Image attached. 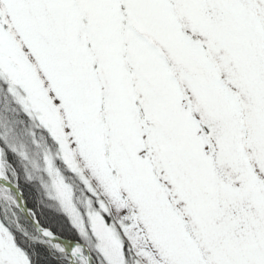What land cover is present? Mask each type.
Returning a JSON list of instances; mask_svg holds the SVG:
<instances>
[{
	"label": "snow or ice",
	"instance_id": "obj_1",
	"mask_svg": "<svg viewBox=\"0 0 264 264\" xmlns=\"http://www.w3.org/2000/svg\"><path fill=\"white\" fill-rule=\"evenodd\" d=\"M0 264H264V0H0Z\"/></svg>",
	"mask_w": 264,
	"mask_h": 264
}]
</instances>
